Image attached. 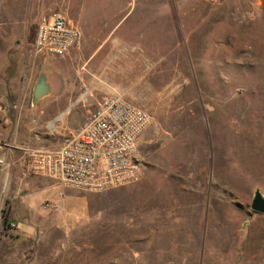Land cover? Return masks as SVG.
<instances>
[{
	"label": "rangeland",
	"instance_id": "rangeland-1",
	"mask_svg": "<svg viewBox=\"0 0 264 264\" xmlns=\"http://www.w3.org/2000/svg\"><path fill=\"white\" fill-rule=\"evenodd\" d=\"M49 11L82 32L63 58L34 47ZM41 74L51 93L34 105ZM111 94L153 118L138 183L95 194L24 178L21 150L60 147ZM0 107L13 147L0 264H264L251 209L264 197V0H0Z\"/></svg>",
	"mask_w": 264,
	"mask_h": 264
},
{
	"label": "built area",
	"instance_id": "built-area-1",
	"mask_svg": "<svg viewBox=\"0 0 264 264\" xmlns=\"http://www.w3.org/2000/svg\"><path fill=\"white\" fill-rule=\"evenodd\" d=\"M81 39L82 32L74 21L63 12L49 11L39 18L34 47L45 57L63 58ZM152 121L148 111L117 94L108 95L97 103L84 124L67 131L60 147L24 148L23 176L49 178L65 188L95 194L138 183V147ZM11 149L10 144L0 142V227L4 220L2 199L10 190L4 177L11 169ZM10 227L17 225L11 223Z\"/></svg>",
	"mask_w": 264,
	"mask_h": 264
},
{
	"label": "water",
	"instance_id": "water-1",
	"mask_svg": "<svg viewBox=\"0 0 264 264\" xmlns=\"http://www.w3.org/2000/svg\"><path fill=\"white\" fill-rule=\"evenodd\" d=\"M51 93V86L48 84L46 74H41L33 91L32 102L37 104L42 99L48 97ZM251 209L254 213L264 214V197L258 191L255 193Z\"/></svg>",
	"mask_w": 264,
	"mask_h": 264
},
{
	"label": "crops",
	"instance_id": "crops-1",
	"mask_svg": "<svg viewBox=\"0 0 264 264\" xmlns=\"http://www.w3.org/2000/svg\"><path fill=\"white\" fill-rule=\"evenodd\" d=\"M36 39V38H35ZM23 68H24V66L22 65V67H21V69H22V72H23ZM21 76H22V73H21ZM28 82H29V76L28 75H25V79L24 78H21L20 79V81H19V89H18V92H17V100L18 101H23V100H25V94L26 93H23V91H22V88L23 87H26L27 85H28ZM1 108V107H0ZM9 108H12V109H14L15 110V112L18 110V105H16V106H12V107H9ZM8 107L7 108H5V109H2L1 111H0V115L1 116H6V114H5V110L6 109H9ZM7 113V112H6ZM62 116L60 115V117L59 118H61ZM22 151V150H21ZM9 157H10V160H11V158H12V155L10 154L9 155ZM23 183V182H22Z\"/></svg>",
	"mask_w": 264,
	"mask_h": 264
},
{
	"label": "bare ground",
	"instance_id": "bare-ground-1",
	"mask_svg": "<svg viewBox=\"0 0 264 264\" xmlns=\"http://www.w3.org/2000/svg\"><path fill=\"white\" fill-rule=\"evenodd\" d=\"M4 184H5L6 188L8 189L9 184H10V173H9L8 169L5 172Z\"/></svg>",
	"mask_w": 264,
	"mask_h": 264
}]
</instances>
